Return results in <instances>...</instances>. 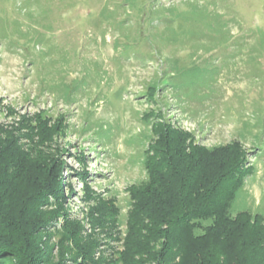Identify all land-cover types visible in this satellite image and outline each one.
<instances>
[{"label": "rangeland", "instance_id": "374dc122", "mask_svg": "<svg viewBox=\"0 0 264 264\" xmlns=\"http://www.w3.org/2000/svg\"><path fill=\"white\" fill-rule=\"evenodd\" d=\"M163 121L206 149L241 142L230 213L264 216V0H0V137L64 184L46 264H121Z\"/></svg>", "mask_w": 264, "mask_h": 264}, {"label": "trees", "instance_id": "16d2710c", "mask_svg": "<svg viewBox=\"0 0 264 264\" xmlns=\"http://www.w3.org/2000/svg\"><path fill=\"white\" fill-rule=\"evenodd\" d=\"M161 82L148 86L149 97ZM153 132L154 155L142 161L147 178L130 189L147 222L131 229L120 263L264 264V216L230 213L249 171L241 142L206 149L166 121ZM14 147L0 137V264H46L37 240L57 213L43 207L51 199L61 206L64 184L58 188L60 174L49 162Z\"/></svg>", "mask_w": 264, "mask_h": 264}, {"label": "crops", "instance_id": "0c3cea01", "mask_svg": "<svg viewBox=\"0 0 264 264\" xmlns=\"http://www.w3.org/2000/svg\"><path fill=\"white\" fill-rule=\"evenodd\" d=\"M236 141H237V140H236ZM241 144H242V143H241ZM242 145H243V144H242ZM255 203H256L257 205H260L261 200L258 199V200L255 201Z\"/></svg>", "mask_w": 264, "mask_h": 264}]
</instances>
